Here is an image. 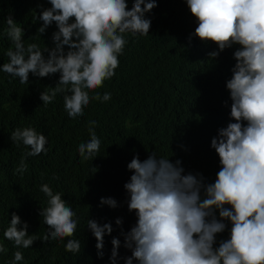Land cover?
Here are the masks:
<instances>
[{
	"label": "clouds",
	"instance_id": "1",
	"mask_svg": "<svg viewBox=\"0 0 264 264\" xmlns=\"http://www.w3.org/2000/svg\"><path fill=\"white\" fill-rule=\"evenodd\" d=\"M46 2L51 7L45 8L42 0L37 3V19L43 22L37 31L42 36L55 22L53 47L25 46L24 28L8 16L5 31L14 49H7L9 61L0 64V71L28 85L30 74L45 78L59 73L56 86L42 91L39 99L46 106L58 93H67L64 109L69 118L76 119L84 116L91 100H111L110 92L102 96L89 92L116 75L119 56L128 44L125 33L150 34L152 20L146 14L158 6V0H131V8L128 0ZM185 2L196 22L189 44L193 37L215 44L216 50L207 54L214 63L222 52L236 46L231 78L225 82L231 100L229 122L210 142L220 168L214 182L208 183L201 173H186L179 159L172 162L151 152L142 161L138 153L134 155L127 164L132 174L124 189L128 211L135 213L136 223L125 233L122 218L115 221L124 236V247L132 252L123 258L124 264L134 260L138 264H264V0ZM223 103L229 106L227 100ZM88 125L90 139L77 149L83 160L97 157L101 146L95 131L97 121L90 120ZM9 138L30 149L16 169L21 175L27 171V157L47 152L48 138L35 128H16ZM40 191L48 198L47 206L39 211L47 226L44 236L29 235V224L12 212L4 239L17 249H28L37 240L46 243L68 238L65 251L80 253L81 240L71 238L77 232V213L49 184H41ZM100 205L119 206L112 197H102ZM87 227L96 239L98 257L103 258L104 238L114 231L112 224L88 219ZM225 231L227 238L218 241ZM111 244L110 261L117 264L121 241L113 237ZM7 252L0 241V254ZM23 260V253L17 250L9 264Z\"/></svg>",
	"mask_w": 264,
	"mask_h": 264
},
{
	"label": "trees",
	"instance_id": "2",
	"mask_svg": "<svg viewBox=\"0 0 264 264\" xmlns=\"http://www.w3.org/2000/svg\"><path fill=\"white\" fill-rule=\"evenodd\" d=\"M42 2L45 8L51 7L46 0ZM37 3L0 0V64L9 61L7 49H14L5 31L8 16L24 28L25 46L36 43L42 50L53 47L51 36L57 30L56 24L53 22L40 35L37 29L43 22L37 19ZM128 6L131 8V0ZM146 16L152 20L150 34L125 33L128 44L119 56L116 75L103 87L89 92L90 96L110 92L111 100H91L82 117H68L63 99L67 93H58L46 106L39 99L42 91L56 86L59 73L45 78L30 74L28 85L0 71V241L8 249L0 254V264H9L17 250L24 256L19 264H111L113 237L121 241L117 264H124L123 258L132 252L124 247V236L115 221L122 218L125 233L136 223L135 213L127 208L124 184L132 174L127 164L137 153L142 161L151 152L172 162L179 159L186 173H201L206 182H214L220 165L210 142L229 122L231 100L225 82L231 78L236 46L222 52L214 63L207 54L216 50L215 44H204L195 37L189 44L188 36L194 32L196 22L185 0H158V6ZM226 100L228 107L223 103ZM90 120L97 121L95 131L101 146L97 157L83 160L77 149L90 139ZM25 127L42 132L48 144L46 153L27 157V171L21 175L16 169L30 149L22 142L17 146L9 137L16 128ZM44 183L62 193V199L69 201L77 213V232L71 238L82 242L78 254L65 251L68 238L46 243L37 240L31 248L17 249L3 237L12 212L29 224V235L44 236L47 226L39 216L48 200L40 191ZM102 197L116 199L119 206H101ZM88 219L113 226L112 234L104 238L103 258L97 255ZM227 236L225 231L217 240ZM133 264L138 262L134 260Z\"/></svg>",
	"mask_w": 264,
	"mask_h": 264
}]
</instances>
